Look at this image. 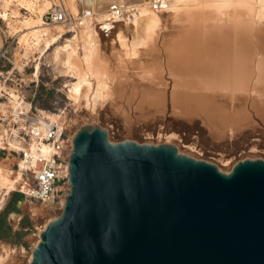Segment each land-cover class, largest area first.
Here are the masks:
<instances>
[{
	"label": "rangeland",
	"instance_id": "374dc122",
	"mask_svg": "<svg viewBox=\"0 0 264 264\" xmlns=\"http://www.w3.org/2000/svg\"><path fill=\"white\" fill-rule=\"evenodd\" d=\"M61 3L74 22L47 23V13ZM174 7L154 26L149 4L135 31L130 27L125 32L124 45L117 34L106 39L81 34L70 0H0V94L5 97L0 103H7L8 112L16 102L23 110H59L67 120L76 110L79 128L98 125L111 142L175 145L180 153L211 162L223 172L242 159L264 160V0H183ZM39 20L49 29L36 45L26 24ZM133 38L140 44L132 49L127 43ZM92 42L96 50L88 69L79 54ZM66 44L72 69L64 74L56 53ZM88 70L90 89L82 87L75 100L70 84ZM95 89L103 98L89 110L86 98ZM16 164L0 160V214L6 212V224L10 213L20 215L21 221L26 218L27 228L17 243L13 228L19 218L11 221V232L1 239L8 251L0 264H28L41 226L59 211L35 203L29 188L24 193L19 189L25 182H13ZM26 196L31 212L17 208Z\"/></svg>",
	"mask_w": 264,
	"mask_h": 264
},
{
	"label": "water",
	"instance_id": "95a60500",
	"mask_svg": "<svg viewBox=\"0 0 264 264\" xmlns=\"http://www.w3.org/2000/svg\"><path fill=\"white\" fill-rule=\"evenodd\" d=\"M71 143L65 203L29 264H264L263 159L223 172L98 125Z\"/></svg>",
	"mask_w": 264,
	"mask_h": 264
},
{
	"label": "built area",
	"instance_id": "2783aa9c",
	"mask_svg": "<svg viewBox=\"0 0 264 264\" xmlns=\"http://www.w3.org/2000/svg\"><path fill=\"white\" fill-rule=\"evenodd\" d=\"M163 8V0H152V12H161ZM133 11L130 8L124 13L120 9H114L111 11V20L123 15L132 17L135 13ZM45 19L52 24L72 23L62 3L47 13ZM7 96L10 102V95ZM2 98L5 97L0 94V100ZM19 99L24 105V100L21 97ZM5 104L7 103H0V160L20 159L24 163L32 175L30 195L35 203L47 206L58 203L64 193V186L67 185L68 176V161L65 160L68 137L60 122L65 112L58 110L59 114H49L43 110L32 111L29 106L27 110H18V114H13L5 110ZM13 142L19 146L17 150L9 147V143ZM16 165L18 168V164Z\"/></svg>",
	"mask_w": 264,
	"mask_h": 264
},
{
	"label": "bare ground",
	"instance_id": "6f19581e",
	"mask_svg": "<svg viewBox=\"0 0 264 264\" xmlns=\"http://www.w3.org/2000/svg\"><path fill=\"white\" fill-rule=\"evenodd\" d=\"M132 1H135V0H70V9H71L74 17L78 20L79 26L82 27V29L80 30L81 34L82 33L86 34V37H88V38L91 36V34H94L97 37V39L98 38L101 39V37L106 39L107 36L117 34L118 39L120 37V43L126 45V43L123 41L126 39L125 32L130 27H132V29L135 31V25H137L136 20L138 19L139 16L144 15L145 10H147L146 7L149 4H151V2H152V0H150L151 2H149L148 0H138L137 3L129 4ZM182 1L183 0H163L164 8L161 10V12H158L157 14L155 13L151 18H149L150 25L154 24V26H155V23L162 21L163 13H166L167 9H169V8H175L174 6H176L178 3L182 2ZM46 5H49V3L46 2ZM130 8L134 9V11H135V13L132 14V17L127 16V15H123V18L120 17L118 19H115L114 21L111 20L112 19L111 18V11L112 10L120 9V10L124 11V13H127V11H129ZM39 21L37 24H34L33 26H29V23L26 24V25H28L26 27V30L29 31V33H31L34 41H36V43H35L36 45L39 44L42 37L47 36L46 29H49V28L44 27L45 24L42 23L41 20H39ZM71 21L74 22V20L72 18H71ZM121 21H123V23H120ZM95 23H97V24L95 26H93V24H95ZM59 25H61V24H59ZM63 25H65V24H63ZM151 28H154V27L152 26ZM89 34H90V36H89ZM75 39H76V37H75ZM50 41L55 43L57 41V38L52 37V38H50ZM66 42H69V41H66ZM139 44L140 43H139L138 39H136V38L135 39L133 38L132 40H130V42L127 43L128 47L130 46L132 49L137 47ZM47 46H50V45H47ZM81 46H79V47H81ZM58 48H56V50ZM58 50H60V51H58L59 54L61 53L65 57L64 60H61L62 58L60 59L59 54L56 53V58H58L61 61V65H62L60 72L67 74L72 69L71 62H70V60H71L70 59L71 48H70V46L68 47L66 44V46L64 45V46L60 47V49H58ZM95 50H96L95 44L92 42V43H89L87 46H84L82 48L80 54H79L80 59H81V63L84 66H86V68H88V69H89V64H90V61L92 59V56H93ZM37 70H38V66H37ZM89 74L90 73L88 70V72L84 73L83 77H78V82H76L74 84H70L72 87L71 92H73L75 100L77 99L78 96H80L82 87L88 86V88L90 89L91 83L88 80ZM102 98H103L102 91H100L98 89H95V91L92 90L90 97L86 98V107L89 110H91V109L95 110L96 102ZM17 106H20V103L16 102V105L14 107L15 110L13 109L10 112L13 114H18L17 113L18 110H23ZM16 107H17V109H16ZM79 114L80 113H78V111L75 110L74 114L72 115V117L69 120H67L66 115H64L63 117L60 118L62 129L68 137V144H67V150H66V156H65V160H67V161L69 159V155H70L71 148H72V143H71L72 138L75 135L76 131L79 129V125L81 122V121H79V119H80ZM9 144H10V146H9L10 148H13L16 150H17V148H19V146L17 144H15V142L9 143ZM0 146H2L1 143H0ZM32 150H34V147H32ZM16 163L18 164V168L16 170H13L11 173L12 178H13V182L24 181L26 183V185L28 186L29 191H31L32 190V186H31L32 175H31L30 171L27 170L24 163H22L20 159L16 160ZM66 170L68 172V169H66ZM220 170L222 171L223 169L220 168ZM12 188H13V186L7 188V190L4 189L5 194L8 193ZM68 189H69V186L67 183V185L64 186V190H63L64 193L60 197V200L58 203L50 205V206H47L45 204H41V205L48 207L47 209H49V211H51L53 213L58 211V209H59L58 213L55 214V215H59L61 213L62 207L65 203V197L68 193ZM3 196H4V193H3ZM17 208L18 209L23 208L24 210H27L28 212L33 211V206L31 205V202H29V196H26V198L24 200L19 201L17 203ZM10 214L11 215L9 217H10L11 221H16L20 216L16 213H10ZM52 220H53V218L51 220H49L48 222L45 221L44 222L45 226L44 227H43V225L41 226V229H40L41 231H39V233H38V237L33 244V248H35L37 243L39 242L40 233L45 229L46 225ZM7 251L8 250L3 246V244L0 243V258H2L4 253H6ZM26 259H27V262L29 264L30 260H31V252L27 254Z\"/></svg>",
	"mask_w": 264,
	"mask_h": 264
},
{
	"label": "trees",
	"instance_id": "16d2710c",
	"mask_svg": "<svg viewBox=\"0 0 264 264\" xmlns=\"http://www.w3.org/2000/svg\"><path fill=\"white\" fill-rule=\"evenodd\" d=\"M28 188V186L23 183L20 182L19 183V189L24 193V191ZM16 200H13V203L16 202ZM24 221L21 222V228L22 229H26L27 228V219H23ZM11 232V230L9 229V227L6 224V212L0 214V237H4L5 234H9ZM15 236H16V242L17 243H21L22 239L25 235V231H15Z\"/></svg>",
	"mask_w": 264,
	"mask_h": 264
},
{
	"label": "crops",
	"instance_id": "0c3cea01",
	"mask_svg": "<svg viewBox=\"0 0 264 264\" xmlns=\"http://www.w3.org/2000/svg\"><path fill=\"white\" fill-rule=\"evenodd\" d=\"M2 47H3V36L1 35V31H0V52H1V50H2ZM4 161V160H3ZM22 219L20 218L18 221H17V228L16 229H14L13 228V226L11 225V221H7V226L9 227V229L10 230H12V228H13V230H16V231H25V229H22L21 228V221ZM18 226H20V228H21V230H17L18 229ZM15 232V231H14ZM1 239H2V236L0 237V243L2 244V242H1Z\"/></svg>",
	"mask_w": 264,
	"mask_h": 264
}]
</instances>
